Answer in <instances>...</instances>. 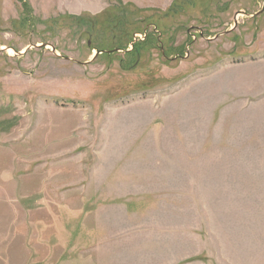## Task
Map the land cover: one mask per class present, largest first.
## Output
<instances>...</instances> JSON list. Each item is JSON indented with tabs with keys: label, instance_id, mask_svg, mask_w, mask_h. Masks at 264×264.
I'll return each mask as SVG.
<instances>
[{
	"label": "rangeland",
	"instance_id": "obj_1",
	"mask_svg": "<svg viewBox=\"0 0 264 264\" xmlns=\"http://www.w3.org/2000/svg\"><path fill=\"white\" fill-rule=\"evenodd\" d=\"M0 264H264V0H0Z\"/></svg>",
	"mask_w": 264,
	"mask_h": 264
},
{
	"label": "water",
	"instance_id": "obj_2",
	"mask_svg": "<svg viewBox=\"0 0 264 264\" xmlns=\"http://www.w3.org/2000/svg\"><path fill=\"white\" fill-rule=\"evenodd\" d=\"M99 54H101V53H97V55H96V56H98Z\"/></svg>",
	"mask_w": 264,
	"mask_h": 264
}]
</instances>
